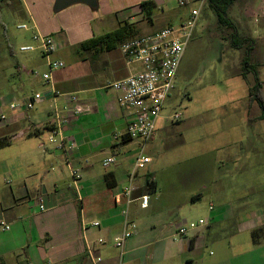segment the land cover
I'll return each instance as SVG.
<instances>
[{
	"label": "crops",
	"instance_id": "0c3cea01",
	"mask_svg": "<svg viewBox=\"0 0 264 264\" xmlns=\"http://www.w3.org/2000/svg\"><path fill=\"white\" fill-rule=\"evenodd\" d=\"M144 1L150 0H97L99 19L86 4L70 5L65 13L67 17L79 14L85 18L77 24V27H86L84 38L83 29L75 36L71 30L40 27L32 8L35 0L16 1L30 20V26L23 29L31 31L30 40L34 42V32L42 28L44 35L52 36L57 43L53 59L64 61L65 67L54 71L49 83L33 77L29 71L44 73L48 65L39 51H29L26 61L30 70L18 68L27 73V82L14 84L10 75L5 74L7 67L0 58V74L5 76L1 82H8L13 88L0 96V114L7 116L6 122L0 121V142L10 140L0 148V219L10 226L6 231L0 229V264H196L200 257L199 251L206 243L204 228L215 218L212 221L206 218L207 225L187 237H179L177 227L188 221H176L170 214L160 212L151 195H148L147 208H142L140 201L129 205V217L137 223L138 231L126 240L124 255L120 256L121 250L114 246V238L125 228L123 211L127 203L122 191L129 184L137 155L157 133L146 143L129 138L126 131L132 113L119 105L120 93L109 87L112 82L141 70L140 65L127 63L120 47L109 51L71 52L83 41L104 34L97 28L103 17L114 16L120 26L121 21L131 18L125 10L134 6L138 14ZM240 1L250 2L252 7L254 3H264V0L237 2ZM42 3L48 12L55 10L56 0H42ZM236 3L231 7L239 6ZM251 6L246 4L244 11L242 8L243 17H236L235 22L241 36L255 40L251 64L258 67L264 95V52H256L261 42L264 48V24L250 29L248 19L255 16L249 14ZM259 16L264 20V15ZM22 47L27 46L23 44L20 51ZM36 93H42L44 98L33 109H10L11 103L25 102ZM70 96L77 97L81 113L70 116L63 132L68 143H75L69 165L81 174L78 190L63 153L48 143L54 111L63 110L66 105L75 106ZM261 116L262 113L258 120H263ZM164 128L169 133L168 125ZM109 157H115L116 162L106 168L103 161ZM148 180L157 184L150 172L137 171L133 180L137 189L135 197L148 194L145 189ZM41 202L45 210H41ZM259 219H245L240 224L241 231L251 232L256 246L264 244V235L257 242L253 236L264 227V215ZM95 221L100 223L98 228L90 225ZM84 223L88 224L86 230ZM100 238L105 242L100 244ZM88 246L94 251V259L89 255ZM98 257L102 261L97 262Z\"/></svg>",
	"mask_w": 264,
	"mask_h": 264
},
{
	"label": "rangeland",
	"instance_id": "374dc122",
	"mask_svg": "<svg viewBox=\"0 0 264 264\" xmlns=\"http://www.w3.org/2000/svg\"><path fill=\"white\" fill-rule=\"evenodd\" d=\"M16 1H0V60L14 84L28 79L18 68L31 67L26 61L28 53L20 47L36 46L29 38L31 31L20 28L29 27L30 20ZM183 1L181 5L179 0H153L150 14H137L134 6L125 10L131 16L127 21L138 29V36L132 39L180 27L192 10L200 12L162 119L157 121L156 137L143 149L152 163L141 171L150 172L157 180V190L147 195L160 212L176 221L215 218L204 228L206 243L196 264H264V244L254 245L251 232L241 231L240 225L245 219L258 221L264 215V120H258L262 113L258 104L250 102L253 74L241 75L248 46L232 47L233 31L218 23L209 0ZM35 2L32 8L40 27L71 30L75 36L83 29L85 37L86 27H77L85 19L83 15L67 17V8L50 13L42 0ZM236 4L239 6L230 7L227 13L234 22L243 17L246 4L251 6L247 1ZM251 8L249 14L255 16L248 19V25L254 30L264 24L259 16L264 15V3H254ZM91 9L99 19L98 6ZM115 19L103 17L97 23L99 32L118 28ZM258 45L256 52H264L262 42ZM77 46L71 52L77 54ZM3 77L1 73L0 96L13 89L8 82H1ZM175 113L181 115L177 122L169 118ZM261 229L264 235V227Z\"/></svg>",
	"mask_w": 264,
	"mask_h": 264
},
{
	"label": "built area",
	"instance_id": "2783aa9c",
	"mask_svg": "<svg viewBox=\"0 0 264 264\" xmlns=\"http://www.w3.org/2000/svg\"><path fill=\"white\" fill-rule=\"evenodd\" d=\"M179 3L181 5L185 4L183 0H179ZM199 13V10L194 9L190 17L180 27H166L145 36L131 39L120 46L127 63L138 64L141 67V70L123 79L116 80L109 85L111 89L120 93L118 98L119 105L132 113V119L126 131L129 138L138 139L146 143L154 137L157 121L173 89L177 71L188 42L197 25ZM20 28L26 29L27 26L22 25ZM32 39L36 43V46L22 47L21 51L38 50L42 57L47 60L48 70L44 73L38 70H31L28 73L33 77L42 78L43 81L49 83L52 79V73L64 68L65 62L59 59H53V55L58 50V46L52 36L35 31ZM24 70L26 71V69ZM43 98L42 93H36L25 102L11 103L9 106L11 110L23 109L29 111ZM70 99L75 103V106L70 107L66 105L63 110L56 109L54 111L49 125L50 131L48 136V143L55 145L56 149L63 153L68 165L69 155L75 147V143L67 142L63 128L69 122L71 115L77 116L81 113V109L77 105V97L70 96ZM180 118L181 115L178 113L171 116V120L176 122ZM0 121L3 123L7 121L6 114H0ZM40 145L42 149L45 148V143L42 142ZM115 162V157H109L103 161V166L107 168ZM149 163H151V158L143 153L142 148L141 152L137 155L133 170L130 172L129 184L122 191L127 203V208L123 211L125 228L119 236L114 238V246L121 250V257L124 255L126 240L138 231L137 223L129 217V205L135 201H140L142 208H147L149 205L150 197L148 195L134 196L137 189L133 184L137 171L144 169ZM69 167L72 179L77 187V183L81 179V174L70 165ZM40 208L41 210H45L42 202ZM209 209L212 211L213 206L210 205ZM90 225L98 228L100 223L95 221ZM205 225H207V220L205 219L185 222L177 227V235L182 238L187 237ZM87 226L88 224L84 223L83 229L86 230ZM0 229L6 231L10 229V226L4 220L0 219ZM98 242L102 244L105 241L100 238ZM87 250L91 258H93L94 251L92 247L88 246ZM96 261L100 262L102 258L98 257Z\"/></svg>",
	"mask_w": 264,
	"mask_h": 264
},
{
	"label": "trees",
	"instance_id": "16d2710c",
	"mask_svg": "<svg viewBox=\"0 0 264 264\" xmlns=\"http://www.w3.org/2000/svg\"><path fill=\"white\" fill-rule=\"evenodd\" d=\"M238 0H209V6L213 10L217 17L219 24L232 29L233 33L231 35V44L235 49H243L244 46H248L246 55L242 60L243 72L241 75L245 78V73H252L254 76V84L250 88V102L256 103L262 110L261 118L264 120V95L262 91V82L259 78L258 67L251 64V53L255 46V41L251 38L241 36L238 31V26L231 18L228 17L227 13L229 8L235 4ZM153 0L144 1L140 4L142 12L146 11L150 14ZM138 36L137 26L128 21H121L120 26L110 32H106L99 36H93L92 38L80 43L77 46L78 52H88V51H101V50H114L120 47L123 43L128 40ZM8 142H0V148L6 146ZM146 193H154L157 190V184L153 180H148L145 187ZM262 229H258L253 233L254 240L257 242L260 240Z\"/></svg>",
	"mask_w": 264,
	"mask_h": 264
},
{
	"label": "water",
	"instance_id": "95a60500",
	"mask_svg": "<svg viewBox=\"0 0 264 264\" xmlns=\"http://www.w3.org/2000/svg\"><path fill=\"white\" fill-rule=\"evenodd\" d=\"M76 3H83L91 8H96L98 6L97 0H56L55 10L60 11Z\"/></svg>",
	"mask_w": 264,
	"mask_h": 264
}]
</instances>
